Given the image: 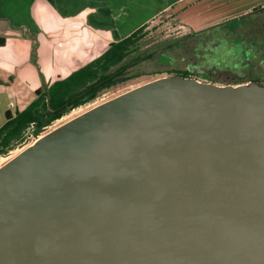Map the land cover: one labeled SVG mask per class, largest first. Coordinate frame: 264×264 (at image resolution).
<instances>
[{
    "label": "water",
    "instance_id": "obj_1",
    "mask_svg": "<svg viewBox=\"0 0 264 264\" xmlns=\"http://www.w3.org/2000/svg\"><path fill=\"white\" fill-rule=\"evenodd\" d=\"M0 264H264V84L168 76L0 167Z\"/></svg>",
    "mask_w": 264,
    "mask_h": 264
},
{
    "label": "rangeland",
    "instance_id": "obj_2",
    "mask_svg": "<svg viewBox=\"0 0 264 264\" xmlns=\"http://www.w3.org/2000/svg\"><path fill=\"white\" fill-rule=\"evenodd\" d=\"M136 4L145 5V9L154 11L163 8V5H167V8L143 26L142 39L123 64L146 54H152V58L139 62L128 70L132 79L118 81L94 101L70 111L44 128L38 136L32 135L31 129L28 130L20 144L0 156V167L63 123L129 90L160 78L187 72L189 78L217 86H226L229 83L236 85L250 78L264 84V72L251 75L234 73L233 77L239 82L228 77V72H223L226 69L230 71L235 62L241 66L246 61L254 60L255 47L238 40L231 30L243 21L264 17V0H137ZM58 17L56 14L53 21L55 34L61 32L62 24L64 25L58 21ZM51 18L50 16L49 23ZM66 34H69L68 31ZM56 38L57 43L62 41ZM36 43L37 41L33 44L34 49ZM34 49L32 56L36 60ZM10 102L15 104L0 89V125L4 122L3 113L10 108ZM15 110L14 106L11 107L12 113Z\"/></svg>",
    "mask_w": 264,
    "mask_h": 264
},
{
    "label": "crops",
    "instance_id": "obj_3",
    "mask_svg": "<svg viewBox=\"0 0 264 264\" xmlns=\"http://www.w3.org/2000/svg\"><path fill=\"white\" fill-rule=\"evenodd\" d=\"M136 2L0 0V39L4 40L0 46V89L15 102L9 103L3 115L21 112L37 90L68 77L103 54L109 43L126 38L167 8L163 5L154 11ZM56 14L64 23L57 34L53 29ZM55 38L62 41L57 43Z\"/></svg>",
    "mask_w": 264,
    "mask_h": 264
},
{
    "label": "trees",
    "instance_id": "obj_4",
    "mask_svg": "<svg viewBox=\"0 0 264 264\" xmlns=\"http://www.w3.org/2000/svg\"><path fill=\"white\" fill-rule=\"evenodd\" d=\"M143 26L122 40L109 43L98 58L72 72L68 77L57 80L46 88L35 92L34 100L14 116L5 113V122L0 127V156L20 144L31 129L32 135L70 111L94 101L103 91L115 86L118 81L132 79L128 70L139 62L152 58V54L137 56L127 64L126 58L132 54L143 37ZM4 40L0 39V46ZM189 78L187 72L174 74Z\"/></svg>",
    "mask_w": 264,
    "mask_h": 264
},
{
    "label": "flooded vegetation",
    "instance_id": "obj_5",
    "mask_svg": "<svg viewBox=\"0 0 264 264\" xmlns=\"http://www.w3.org/2000/svg\"><path fill=\"white\" fill-rule=\"evenodd\" d=\"M231 33L233 34V36L237 37L238 40L251 44L253 47H255L254 48L255 57L254 60H252V62L246 61L241 66H239V64L235 62L232 64V68H231L232 71L226 69V71L223 72H228L229 73L228 77H231L233 81H237V79L233 77L234 73L251 75L252 73L264 72V17L256 20L243 21L239 25H237L235 29H232ZM240 82L241 83H237L236 85L247 84L249 82L260 83L259 81H255L251 78L247 81L242 80ZM227 85H230V83ZM236 85L231 84V86H236Z\"/></svg>",
    "mask_w": 264,
    "mask_h": 264
}]
</instances>
